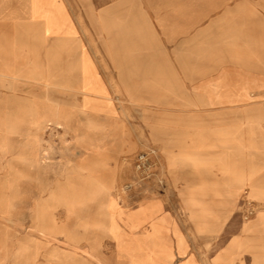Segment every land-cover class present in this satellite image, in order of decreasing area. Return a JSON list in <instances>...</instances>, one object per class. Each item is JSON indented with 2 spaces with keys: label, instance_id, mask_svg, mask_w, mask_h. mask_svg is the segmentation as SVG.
Returning a JSON list of instances; mask_svg holds the SVG:
<instances>
[{
  "label": "rangeland",
  "instance_id": "1",
  "mask_svg": "<svg viewBox=\"0 0 264 264\" xmlns=\"http://www.w3.org/2000/svg\"><path fill=\"white\" fill-rule=\"evenodd\" d=\"M26 2L0 0V264H131L110 197L161 204L184 252L169 264H264V86L232 104L201 89L230 70L264 81V0H64L58 65L24 32ZM83 53L106 92L90 103Z\"/></svg>",
  "mask_w": 264,
  "mask_h": 264
},
{
  "label": "bare ground",
  "instance_id": "2",
  "mask_svg": "<svg viewBox=\"0 0 264 264\" xmlns=\"http://www.w3.org/2000/svg\"><path fill=\"white\" fill-rule=\"evenodd\" d=\"M48 4L34 3L30 25H26L24 32L37 33V40L43 43L44 40H51L49 48L57 49L59 55L52 56L54 64L63 63L62 55L69 47L70 40L75 35V29L69 19H64L56 11L44 10ZM37 16L44 19V23L33 21ZM42 33V35H41ZM39 34V36H38ZM52 35V38L49 37ZM53 42V43H52ZM8 44V43H7ZM6 43L0 45V75L12 76V59L6 48ZM39 47L41 46L38 45ZM38 47V48H39ZM48 48V49H49ZM51 53V52H50ZM33 67H37L39 57L36 55ZM77 81L78 89L85 95L83 100L86 103L93 102L90 99L93 95H105L106 92L100 87V79L94 71L92 64L83 53L79 63ZM56 70V69H53ZM41 74V71H38ZM60 74V72H59ZM209 81V80H208ZM209 87L201 89L211 102L232 104L237 101H245L250 97L253 89L264 86L263 80H255L251 76L244 75L240 71H226L218 78L213 79ZM209 84V83H208ZM75 192L73 196L79 198ZM106 210L110 217V231L116 242L119 252L125 256L131 264H169L174 258L182 255L183 249L178 246L173 251L170 245L169 232L177 233L172 219L163 211L160 203L143 201L132 209H123L119 206L114 197L107 201ZM251 215V210H247ZM176 235V234H175Z\"/></svg>",
  "mask_w": 264,
  "mask_h": 264
},
{
  "label": "crops",
  "instance_id": "3",
  "mask_svg": "<svg viewBox=\"0 0 264 264\" xmlns=\"http://www.w3.org/2000/svg\"><path fill=\"white\" fill-rule=\"evenodd\" d=\"M29 1V2H28ZM41 3L43 4H48L47 7H44V10H51V11H56L58 12V15L63 16L64 19L67 17L68 15V11H67V3L65 4L64 0H27V2L25 3L26 7H25V15L27 16L28 14L32 13V6L34 3ZM27 8V9H26ZM32 15V14H31ZM34 21L39 22V23H44V19L40 16L35 17ZM49 37H52L49 36Z\"/></svg>",
  "mask_w": 264,
  "mask_h": 264
}]
</instances>
